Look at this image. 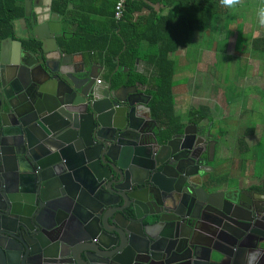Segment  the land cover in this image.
Masks as SVG:
<instances>
[{
	"label": "water",
	"instance_id": "obj_1",
	"mask_svg": "<svg viewBox=\"0 0 264 264\" xmlns=\"http://www.w3.org/2000/svg\"><path fill=\"white\" fill-rule=\"evenodd\" d=\"M53 1H23L38 49L0 43V264H264V193L212 176L210 125L161 141L150 96L59 47Z\"/></svg>",
	"mask_w": 264,
	"mask_h": 264
},
{
	"label": "trees",
	"instance_id": "obj_2",
	"mask_svg": "<svg viewBox=\"0 0 264 264\" xmlns=\"http://www.w3.org/2000/svg\"><path fill=\"white\" fill-rule=\"evenodd\" d=\"M23 1L0 0V43L3 39L15 38L13 22L24 16ZM117 1H53L52 13L62 23L64 31L71 30L66 37L58 38L57 43L64 52H80L89 60H101L111 70L117 58L121 68L113 75L117 85H147L152 96L151 117L158 124L160 140L164 141L183 129L174 111L172 89L176 65L171 55L186 47L193 33L206 30L212 20L224 12V0H127L121 18L116 20ZM70 5L73 8L70 9ZM139 13L146 14L135 18ZM259 41L262 39L253 40L254 43ZM22 45L34 50L39 48L33 39L23 40ZM137 60L151 69L150 80L133 72ZM208 117L206 107L190 113V121L194 123ZM206 121L210 124V119ZM243 140L240 141L242 146ZM262 189L264 181L254 188Z\"/></svg>",
	"mask_w": 264,
	"mask_h": 264
},
{
	"label": "rangeland",
	"instance_id": "obj_3",
	"mask_svg": "<svg viewBox=\"0 0 264 264\" xmlns=\"http://www.w3.org/2000/svg\"><path fill=\"white\" fill-rule=\"evenodd\" d=\"M223 11L171 55L176 65L174 101L185 118L206 104L220 119L216 136L225 161L218 151L211 165L215 171L226 176L230 168L244 172L251 166L260 172L264 164V41L253 40L262 39L264 2L224 0ZM180 92L187 99L183 94L181 100ZM244 136L248 153L238 142Z\"/></svg>",
	"mask_w": 264,
	"mask_h": 264
},
{
	"label": "crops",
	"instance_id": "obj_4",
	"mask_svg": "<svg viewBox=\"0 0 264 264\" xmlns=\"http://www.w3.org/2000/svg\"><path fill=\"white\" fill-rule=\"evenodd\" d=\"M264 2V0H263ZM24 6V5H23ZM69 8H73L72 5L69 6ZM143 14H146V13H139V14H135L134 17L136 18H139L141 16H144ZM264 18V17H263ZM54 21H57V22H60L58 20L57 17L54 16ZM14 24V32H15V38L14 39H17L19 41H23V40H28V39H32V32L29 28V25H28V19H26L24 16L22 18H19V19H16L14 20L13 22ZM61 24V29H62V33H63V36L66 37L67 34H70L71 33V30L70 29H67L66 31L63 30V26H62V23L60 22ZM102 26V25H101ZM61 38V37H60ZM262 41H264V30L262 31ZM57 42H58V39H57ZM76 54V58L75 60L78 62L80 61V56L78 54H81V56L86 60V61H90L91 63H94L100 67H102V69L100 71H98V79L96 80V85L99 86V87H104L105 83L107 82L108 78L112 77L113 79V75L115 74V68L117 67V65L119 66V63H118V59L116 58V66L113 70H111L112 68H109L107 65H105L101 60H95V61H92V60H89L87 59L85 56H83L82 53L80 52H77V53H74ZM120 66H119V69L120 70ZM123 69V68H122ZM117 70V71H118ZM126 70V69H125ZM116 71V72H117ZM133 72L138 74V75H141L142 77H144L145 79L147 80H150L151 79V69L146 66L143 62L139 61L135 64H134V68H133ZM100 80V84L97 83V81ZM134 85V84H132ZM132 85H127V86H132ZM174 85V83H173ZM137 88H138V92L140 93H144L145 95H149L150 97H152L149 93H148V87L147 85H142L140 83H137L136 84ZM173 98H175V95H174V86H173ZM185 95V92H180L179 94V97L180 99L182 100V97ZM188 96L185 95V98L187 99ZM181 102V101H180ZM200 107H206L208 109V113H209V117L208 119H210V123L209 124L206 120H201L199 123H194V122H191L190 121V116H188L187 118H185L182 114H181V105L180 106H176V103L174 101V111H175V114L178 115L180 117V121L182 122L183 124V128L186 126L187 123H194L196 124L198 127H200V129L203 131V133L205 134L206 133V130L207 128L209 127L210 125V131H211V134L213 135V138L217 140V143L219 145V148H220V143L218 142V139L216 138V133H219L221 130H220V119L219 118H216L214 114L215 112H213V108L211 109L209 106H207L206 104H202ZM181 109V110H179ZM219 119V120H218ZM153 120V119H152ZM153 122L155 123V129L154 131L159 135H160V132H159V127H158V124L153 120ZM215 122H218L219 123V127L218 125L215 127L214 124ZM217 123V124H218ZM209 124V125H208ZM153 127V125H152ZM216 130V131H215ZM246 136L242 137L245 139ZM242 138H238V142L240 144V141L242 140ZM253 146V145H252ZM251 146V147H252ZM256 146V145H255ZM241 147H243V151L245 153H248L249 152V146H248V143L245 141L244 142V145ZM220 151V157L222 158L221 161H225V158L223 156H225V153L223 152L224 149L222 148V150H219ZM223 152V154H222ZM227 171V170H226ZM213 173H216L214 174L215 176H217L218 180H220V183L221 185H224L225 183H228V184H231V185H234L235 187H237L238 189L240 190H248V191H256V192H261V193H264V189H262V191H257V190H254L255 187H259L262 185V181H264V164L263 166L261 167L260 169V172H256L253 168H251V166H248L245 171H241V170H237V169H231L230 168V171L229 172H225V174H227L226 176L224 175H221L220 172L218 173V170L217 171H213ZM226 177L227 180H223L222 178ZM220 177V178H219ZM233 179V180H232ZM223 180V181H222Z\"/></svg>",
	"mask_w": 264,
	"mask_h": 264
},
{
	"label": "built area",
	"instance_id": "obj_5",
	"mask_svg": "<svg viewBox=\"0 0 264 264\" xmlns=\"http://www.w3.org/2000/svg\"><path fill=\"white\" fill-rule=\"evenodd\" d=\"M127 0H118L115 7H114V18L116 20H119L122 16V13H123V10H124V7H125V2ZM100 80L97 81V83L100 84Z\"/></svg>",
	"mask_w": 264,
	"mask_h": 264
},
{
	"label": "flooded vegetation",
	"instance_id": "obj_6",
	"mask_svg": "<svg viewBox=\"0 0 264 264\" xmlns=\"http://www.w3.org/2000/svg\"><path fill=\"white\" fill-rule=\"evenodd\" d=\"M146 96H149V95H146ZM150 101H151V99L149 100V103H148V106L150 107ZM152 118V117H151ZM187 124H189V123H187ZM186 124V125H187ZM190 124H194V123H191L190 122ZM156 133V132H155ZM157 134V133H156ZM218 149H219V145H218V143H217V146H216V149H215V153H214V160H213V162H211V163H209V165L211 166L212 165V163H214V161L216 160V158H217V152H218ZM214 169V168H213ZM209 176V178H210V176L211 175H208ZM212 176H214V173L212 174ZM0 238L1 239H3V236H0ZM36 260V259H35ZM36 261H38L39 263H40V259H37Z\"/></svg>",
	"mask_w": 264,
	"mask_h": 264
}]
</instances>
